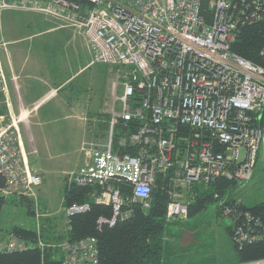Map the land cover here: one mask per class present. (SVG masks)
<instances>
[{"label":"built area","instance_id":"built-area-1","mask_svg":"<svg viewBox=\"0 0 264 264\" xmlns=\"http://www.w3.org/2000/svg\"><path fill=\"white\" fill-rule=\"evenodd\" d=\"M3 9L58 18L87 39L91 63L117 67L104 135L80 142L82 163L67 175L99 186L96 201L112 208L100 223L127 216L131 201L146 206L159 173L171 187L166 216L185 217L195 185L219 176L247 180L260 144L264 154V65L230 49L242 23L264 26V0H0ZM260 54L264 60V44ZM5 89L0 62V95ZM19 138L17 120L0 113L4 191L36 201L42 178L29 169ZM87 207L70 205L64 215ZM235 238L252 237L238 226ZM23 247L13 236L0 243ZM60 248V264H97L93 237L63 240Z\"/></svg>","mask_w":264,"mask_h":264},{"label":"rangeland","instance_id":"rangeland-1","mask_svg":"<svg viewBox=\"0 0 264 264\" xmlns=\"http://www.w3.org/2000/svg\"><path fill=\"white\" fill-rule=\"evenodd\" d=\"M79 34L58 18L41 12L0 10V43L3 49L10 41L15 40L14 45L22 51L31 50L33 53L35 50L44 49V53L52 60L54 56L51 52L60 49L61 56H66L68 75L71 69L81 68L75 79L60 92V96L68 103L65 112L67 117L58 120L57 125L68 132L64 137L65 141L61 143L63 151L56 152L57 159L48 163L50 168L44 182L36 189L39 207L34 208V213H29L27 206L17 196L6 193V202L0 212V241L7 240L12 226L36 229L35 224L38 220L49 242L54 244L62 242L58 239L66 227L62 206L63 181L66 174L62 173V170H74L79 161L81 164L83 156L78 147L80 143L77 141L81 135V121L74 115L92 117L87 118L86 128L90 126L88 130L93 129V132L104 135L106 111L101 110L104 108V100L110 103L113 98L111 85L115 80L117 67L99 62L91 63L92 53ZM36 54L39 52L33 53ZM58 55L59 53L56 56ZM16 78L15 75L12 76L14 81ZM116 92L119 94L120 89L118 88ZM91 133L92 131L88 136L85 134L87 137L84 136L82 140L91 138ZM228 196L246 205L264 201V154L261 144L254 165L250 169L249 178L243 184L238 181L228 188L221 199ZM219 204L220 200L209 202L204 209L191 217H180L181 219L168 222L165 238L167 246L174 249L175 253L171 258L167 256V252L165 253L166 264L169 259L174 264H228L231 261L233 253L225 231L231 220L228 216L217 214Z\"/></svg>","mask_w":264,"mask_h":264},{"label":"trees","instance_id":"trees-1","mask_svg":"<svg viewBox=\"0 0 264 264\" xmlns=\"http://www.w3.org/2000/svg\"><path fill=\"white\" fill-rule=\"evenodd\" d=\"M263 44V24L247 21L237 30L230 49L252 63L264 65L260 54ZM4 112L5 102L0 95V113ZM105 117L108 118L107 115ZM106 127L105 122L104 128ZM167 175H157L155 187L146 206L142 201H131L125 207L129 214L119 217L113 225L99 222L100 217L110 218L112 214L110 204L96 201L95 195L99 192V186L78 185L66 175L63 181V208L84 203L88 207L84 211L65 217L66 227L58 239L73 241L93 237L98 251L97 264H166L165 253L171 258L175 251L167 246L165 230L169 221L181 219H170L166 216L171 189ZM237 182L235 179L219 176L207 185H195L185 197V202L188 203L186 217L201 211L209 202L220 200L217 214L228 216L231 220L225 228L233 253L228 264H264V201L246 205L230 196L221 199L225 191ZM5 189V178L0 173V212L6 202ZM8 194L17 196L27 206L29 213H34V208L39 207L38 202L31 197L16 192ZM36 223L39 224L38 220ZM238 226L248 230L252 238L238 241L235 238V229ZM39 227L38 231L20 225L12 226L7 237H17L24 242V247L13 250L0 249V264H60V244L49 242L40 224ZM38 237L44 244L42 247L37 245ZM167 264L174 263L169 259Z\"/></svg>","mask_w":264,"mask_h":264},{"label":"crops","instance_id":"crops-1","mask_svg":"<svg viewBox=\"0 0 264 264\" xmlns=\"http://www.w3.org/2000/svg\"><path fill=\"white\" fill-rule=\"evenodd\" d=\"M72 35H74L73 32ZM83 38L85 46L90 50L87 39ZM14 42L15 40L10 41L5 49L0 43V50H2L0 62L6 83L3 95L4 113L8 119L13 117L17 120L20 132V153L29 169L39 174L44 182L50 168L48 163L57 159L56 152L63 151L61 143L65 141L64 137L68 132L57 125L58 120H64L67 117L65 112H67L68 103L63 96H60V92L75 79L81 68L71 69L68 75L66 56H61L60 49L57 52H51L54 56L52 60L44 53V49L33 51V53L39 52L33 55L31 50L22 51L14 45ZM13 75L17 77L15 81L12 79ZM111 92H113L112 85ZM108 106L109 103L104 100V108L101 111L105 112ZM105 113L108 116V113ZM74 117L81 121V135L77 140L80 143L85 134L88 136L90 131L92 133L94 131L88 130L90 126L86 128V120L92 117L77 116V114ZM79 164L80 161L78 166ZM78 166L74 170H62V173L69 175L75 172Z\"/></svg>","mask_w":264,"mask_h":264},{"label":"water","instance_id":"water-1","mask_svg":"<svg viewBox=\"0 0 264 264\" xmlns=\"http://www.w3.org/2000/svg\"><path fill=\"white\" fill-rule=\"evenodd\" d=\"M245 182V180H242V181H240V184H243Z\"/></svg>","mask_w":264,"mask_h":264}]
</instances>
